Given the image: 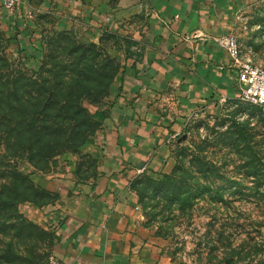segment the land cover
I'll use <instances>...</instances> for the list:
<instances>
[{
    "label": "crops",
    "instance_id": "obj_1",
    "mask_svg": "<svg viewBox=\"0 0 264 264\" xmlns=\"http://www.w3.org/2000/svg\"><path fill=\"white\" fill-rule=\"evenodd\" d=\"M258 1L28 0L54 29L83 42H99L105 31L134 42L128 54L121 39L109 46L120 72L96 109L101 127L84 158L33 177L52 199L30 202L31 219L51 230L61 264H163L161 237L140 222L129 183L142 171L172 169L174 142L194 111L240 96L238 69L217 38L237 32V14ZM42 28L21 48L39 52Z\"/></svg>",
    "mask_w": 264,
    "mask_h": 264
},
{
    "label": "trees",
    "instance_id": "obj_2",
    "mask_svg": "<svg viewBox=\"0 0 264 264\" xmlns=\"http://www.w3.org/2000/svg\"><path fill=\"white\" fill-rule=\"evenodd\" d=\"M43 28L39 52L34 54L41 61L35 68L9 59L4 45L7 37L0 30V213L3 221H14L11 226L20 239L30 241L40 226L29 220L19 205L29 201L40 206L51 201L52 195L36 184L32 174L20 169L19 160L28 159L37 165L67 151L84 149L88 137L97 131L87 103L104 101L120 72V61L109 46L103 45V39L111 37L116 47L121 39L127 54L134 44L126 36L108 31L99 42L86 43L72 31L53 29L57 36L52 37ZM232 103L235 107L227 116L220 117L224 112L219 110L215 114L220 119L213 123L196 121V136L188 144H175L176 162L161 179L152 176L158 172L152 169L131 181L139 176L141 183L159 182L162 195L168 196L170 205L181 214L191 211L200 199L215 208L208 238L210 252L213 250V258H218L216 264H242L243 248L235 243L238 238L252 243L247 251L252 255L245 264H251L252 257L257 258L256 264H264V109L254 103ZM202 123L205 134L199 131ZM189 130L185 128L182 133ZM249 177L255 190L242 193L240 185ZM39 195L46 196L45 200L34 198ZM242 196H250L259 209L255 231L241 228L232 218L230 222L229 216L223 222L217 219L220 208L232 206ZM224 246L227 252L223 255L222 250L220 256L217 250ZM19 258L22 264H34L36 253L26 257L21 250Z\"/></svg>",
    "mask_w": 264,
    "mask_h": 264
},
{
    "label": "rangeland",
    "instance_id": "obj_3",
    "mask_svg": "<svg viewBox=\"0 0 264 264\" xmlns=\"http://www.w3.org/2000/svg\"><path fill=\"white\" fill-rule=\"evenodd\" d=\"M41 1L42 0H31V2L35 4H39ZM1 9L3 10L1 11ZM40 9L36 8L35 5L32 6L29 4L28 0H19L12 11L5 10L0 3V30L3 31L7 37V41L4 44L7 56L10 60L19 62L28 68L37 67L41 59H37L34 56L31 47L22 49L21 47L23 43H21L20 40L23 39L24 42L26 41L28 43L33 34L34 37L37 38L38 36L35 35V30L42 28V26L44 27L43 29H45L46 34L52 37L57 36V34H53L52 32L54 29L53 20L47 16L40 17V15L43 14ZM29 12H31L32 18L27 17ZM236 20L238 26L237 32L234 33L237 36L242 57L250 58L254 63L264 65V1H258L245 7L237 14ZM103 45L105 47L113 45V39L111 37H104ZM231 101L244 105L248 104V102L243 101L240 96L231 99L226 98L225 100L220 98L216 100L217 103H215V106H212L211 108L205 106L194 111L193 114L185 120V124L183 125V129L189 128L190 130L182 133L174 142V151L176 149L175 144H188L191 139L196 136V121L200 120L202 122L208 121L213 123L216 119H220L216 117L215 114L219 110L224 112L220 117L227 116L226 113L235 107V104H231ZM104 102L105 100H92L87 103L90 111L94 114L97 131L101 127V121L96 115V109L98 106H102ZM261 107L264 109L263 106ZM244 113H239L241 118L244 117ZM199 131L200 133L205 134L206 130L204 123L199 127ZM94 135L88 137L87 141L84 143V147L89 141H91ZM83 152L84 150L79 149H76V152L67 151L47 162L39 163L37 161V165L31 163L28 159H20L19 167L24 173L32 174L33 177L36 174H54L62 170L67 157H82ZM83 161H86L88 165L92 166V159L86 157V155L85 160ZM175 162L176 159L174 157L173 166ZM230 168H232V165H230ZM143 172L144 171L139 174ZM164 173L165 172L163 171H158L152 173V176L161 179ZM149 174L151 175V173ZM240 176L238 178H241ZM244 176L245 174L242 178ZM138 177L139 176L134 179L133 183L132 181L129 183L126 197L133 202L134 207L138 210L140 222L155 233L156 236L161 237L162 263L216 264L218 258H213L216 254L213 250L210 252L211 241L208 238L211 229V218L213 213H216V209L208 205L204 199H200L198 204H195V206L192 205V212L187 209L186 213L181 214L176 207L170 205L168 196L165 198L162 195L163 191L161 189L163 186L159 182L152 183L146 181L141 183ZM242 182L243 183L239 188L243 191L242 193L248 194L255 190L253 188L254 181L250 177ZM34 198L39 201H44L46 196L43 197L39 195ZM250 198V196H247L246 198L242 196V198L235 201L232 206L228 208H220L217 217L219 222L226 221V216H229L228 219L230 222L232 218V221L235 224L238 223L237 225L241 228L247 231H255L257 226L254 219L256 218V213H258L259 209L254 202L250 201ZM29 207V201L23 202L19 205L20 211L24 213L29 220L40 226V232L38 234L33 233V239L31 241L20 239L15 228L11 226L14 221H3L2 214L0 213V264H22L21 259L19 258L21 250L23 251V256L26 257L33 255V252L36 253L34 264H49L54 245L51 234L52 232L44 223L36 222L31 219ZM8 218L11 219L13 217L8 216ZM235 243H241L243 248L242 264L249 262L250 258L248 257L252 254H248L247 251L249 249L248 246L252 243H248V241L243 242L242 238H238ZM29 249H32L33 252ZM227 249L226 246L223 248L221 247L220 250H217V254L220 253L221 256V251L223 250V255H225ZM252 258L253 261L251 264H256L257 258ZM23 264L27 263L23 262Z\"/></svg>",
    "mask_w": 264,
    "mask_h": 264
},
{
    "label": "built area",
    "instance_id": "obj_4",
    "mask_svg": "<svg viewBox=\"0 0 264 264\" xmlns=\"http://www.w3.org/2000/svg\"><path fill=\"white\" fill-rule=\"evenodd\" d=\"M19 0H1L5 10L12 11ZM27 17L32 18L31 12ZM218 43L231 56L233 64L238 69L237 83L240 89V98L248 103H254L264 107V65L254 63L250 58H243L235 33H224L218 38ZM225 100V98H223ZM49 264H61L51 254Z\"/></svg>",
    "mask_w": 264,
    "mask_h": 264
}]
</instances>
